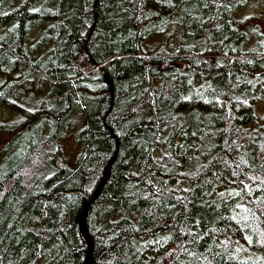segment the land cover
<instances>
[{
	"label": "trees",
	"instance_id": "trees-1",
	"mask_svg": "<svg viewBox=\"0 0 264 264\" xmlns=\"http://www.w3.org/2000/svg\"><path fill=\"white\" fill-rule=\"evenodd\" d=\"M251 3L0 0V264H264Z\"/></svg>",
	"mask_w": 264,
	"mask_h": 264
},
{
	"label": "rangeland",
	"instance_id": "rangeland-1",
	"mask_svg": "<svg viewBox=\"0 0 264 264\" xmlns=\"http://www.w3.org/2000/svg\"><path fill=\"white\" fill-rule=\"evenodd\" d=\"M252 7L247 8L244 12H242V15L245 16H249L253 18V23L260 25L263 30H264V2L261 1L259 2L258 0H252ZM251 6V5H250ZM250 9L253 10L250 12ZM264 102V101H263ZM255 103L254 104V111L257 114V116H263L264 117V103ZM261 114V115H260ZM6 136H0V147L1 144L3 143V141H5ZM77 142L74 138L72 140V136L68 137L65 141H64V151L66 153L67 156V161L72 165L74 164L73 162H75V158L76 156L74 154H76L79 150V145L75 144L74 142ZM74 153V154H73ZM75 156V157H74ZM0 161H1V157H0Z\"/></svg>",
	"mask_w": 264,
	"mask_h": 264
},
{
	"label": "water",
	"instance_id": "water-1",
	"mask_svg": "<svg viewBox=\"0 0 264 264\" xmlns=\"http://www.w3.org/2000/svg\"><path fill=\"white\" fill-rule=\"evenodd\" d=\"M111 163H112V160L108 163V165L106 167L105 174H104V177H103V179L101 181V184L99 185V187L95 191V193L92 196V198L84 205L83 210H82V214H81V218H80L79 224H80L82 235L86 239V241L88 243V246H89V249H88V251L86 253V259H85V263L84 264H89V263L92 264L91 258H92V249H93V244H92V242L89 240V238L87 236V230H86V226H85V218H86L87 210H88L89 206L91 205V203L98 197L101 187L106 182L107 173L109 171Z\"/></svg>",
	"mask_w": 264,
	"mask_h": 264
}]
</instances>
